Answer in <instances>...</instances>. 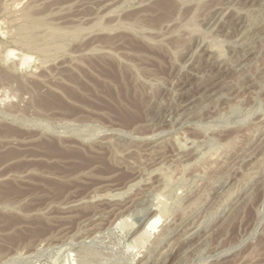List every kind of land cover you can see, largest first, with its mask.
<instances>
[{
  "label": "rangeland",
  "instance_id": "1",
  "mask_svg": "<svg viewBox=\"0 0 264 264\" xmlns=\"http://www.w3.org/2000/svg\"><path fill=\"white\" fill-rule=\"evenodd\" d=\"M0 264H264V0H0Z\"/></svg>",
  "mask_w": 264,
  "mask_h": 264
},
{
  "label": "bare ground",
  "instance_id": "2",
  "mask_svg": "<svg viewBox=\"0 0 264 264\" xmlns=\"http://www.w3.org/2000/svg\"><path fill=\"white\" fill-rule=\"evenodd\" d=\"M24 20H25V18H24ZM108 68H109V76L111 77V79L112 80H114V81H116V82H118V80L120 81H124V73H122V72H120L119 70L117 71L116 69L114 70L113 69V67H112V65H109L108 66ZM71 79V78H70ZM74 80H76V79H74ZM78 80V79H77ZM76 80V81H77ZM73 81V80H72ZM124 85L125 86H127V84H126V82L124 81ZM205 89V88H204ZM209 90V89H208ZM127 91L128 90H126L124 93H126V95H124L122 92H119V91H117V98L118 99H120V95H122L123 96V98L124 99H128V100H130L131 99V96L127 93ZM212 92H213V90H212ZM208 93V92H207ZM206 93V94H207ZM68 95L70 96V94L68 93ZM115 96V95H114ZM115 96V97H116ZM202 96V95H201ZM40 97V96H39ZM46 99H47V101L48 102H51L52 104H54L55 102H56V100H54L55 98H53V99H51L50 97H45ZM110 98H113V94H111L110 93ZM136 99V98H135ZM57 101H58V99H57ZM38 103H42V99L40 98L39 100H38ZM59 103H60V101H59ZM134 107H135V110H136V112L137 113H140V111H141V105H142V103H143V101L141 100V98L138 96V98L136 99V101H134ZM187 104V103H186ZM57 105V104H56ZM61 105V104H60ZM136 113V114H137ZM138 115V114H137ZM140 115H141V113H140ZM49 144V143H48ZM45 146V145H44ZM49 146H52V145H49ZM45 149H47V148H45ZM53 147H49L48 148V151H53V150H55V149H53ZM59 150V149H58ZM61 153V152H60ZM60 153H58V154H60ZM63 154V153H62ZM8 156H12V154H9ZM9 192H12V193H16V190H14V189H9L8 190ZM2 196H4V195H6V193H3V194H1ZM123 216V215H122ZM125 216V215H124ZM8 223V222H7ZM138 229V228H137ZM133 233V232H132Z\"/></svg>",
  "mask_w": 264,
  "mask_h": 264
}]
</instances>
